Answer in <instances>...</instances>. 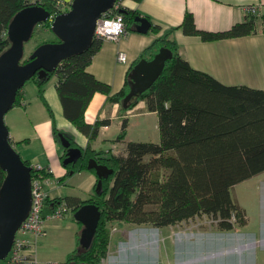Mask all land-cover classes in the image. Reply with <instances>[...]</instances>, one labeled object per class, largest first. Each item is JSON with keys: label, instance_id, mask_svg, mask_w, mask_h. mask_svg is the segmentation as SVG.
Segmentation results:
<instances>
[{"label": "trees", "instance_id": "obj_1", "mask_svg": "<svg viewBox=\"0 0 264 264\" xmlns=\"http://www.w3.org/2000/svg\"><path fill=\"white\" fill-rule=\"evenodd\" d=\"M60 2L0 0V55L10 47L8 29L16 14L32 5L44 7L51 13V20L42 27L52 31V20L62 12ZM65 4L71 6V3ZM119 12L128 31V24L134 23L138 15L123 7ZM257 23V17L251 15L229 31L206 32L197 28L194 15L187 12L182 29L187 35L214 41L257 34ZM151 30L156 32L158 29L152 26ZM53 42H59L58 38ZM101 46L102 42L95 40L88 50L63 61L47 78L32 79L36 81L48 111L53 115L44 97V87L56 76L65 117L90 139V143L98 138L102 127L111 125V120L90 124L85 118L96 93L107 95L112 103L122 104L121 111L125 112L145 101L148 111L158 114L161 141L128 142L122 155L118 156L111 155L110 151H96L90 144L87 149H82L83 157L77 163L65 166L68 176H74L88 170L89 160L95 159L115 172L103 180L101 196L95 193L87 201L74 198L48 201L46 215L53 214L63 202L72 209L73 216L88 203L97 205L102 213L92 247L89 250L81 248L78 236V247L64 264H101L108 255L110 237L105 225L109 222L163 229L206 215L216 222L220 231L246 226L249 222L247 212L234 199L232 189L264 173V91L227 87L195 70L180 55L179 46L168 34L145 50L136 62L152 60L165 48L172 52V58L167 61L164 72L151 89L135 97L125 109L123 101L130 93V74L136 64L123 89L112 94L108 84L88 72ZM22 90L15 106L21 104ZM128 127L129 119L124 118L117 142L125 140ZM61 133L54 127V136L60 144ZM71 144L79 148L73 139ZM64 152L63 162L65 149ZM165 170L169 171L166 176ZM88 171L96 174L94 170ZM5 177L6 172L0 166V191Z\"/></svg>", "mask_w": 264, "mask_h": 264}, {"label": "crops", "instance_id": "obj_2", "mask_svg": "<svg viewBox=\"0 0 264 264\" xmlns=\"http://www.w3.org/2000/svg\"><path fill=\"white\" fill-rule=\"evenodd\" d=\"M61 1L71 3L73 0ZM249 6L258 8L257 34L205 41L200 36L185 34L182 29L185 16L187 12H190L194 15L197 28L202 31L213 33L229 31L235 25L248 19L246 8ZM123 8L148 19L158 30L140 33L134 30V23H132L128 24L127 33L119 40H106L102 43L99 52L88 67V72L100 82L108 84L112 89V94L123 89L131 68L134 67L142 53L168 34H171V38L179 46L180 55L195 70L210 75L227 87H248L264 91V0H124ZM119 52L127 55L126 63L119 62ZM57 81L58 78L54 76L44 87V97L53 115L41 99L38 85L33 80L23 88L21 104L7 113L6 125L12 143L23 160L30 165L40 164L48 170L46 190L50 200L74 198L87 201L95 194L98 178L96 174L88 170L68 176V170L62 161L64 148L54 136V127L71 137L83 150L87 149L90 144L96 151L103 147L112 149L120 146L124 149L128 142H148L149 139H146L148 124L146 121L139 120L144 116L154 119L152 126L155 133L157 132V139L150 141L159 143L161 141L159 117L158 114L148 111L145 101L139 102L129 111L122 112L120 104L108 101L105 94L96 93L87 108L85 118L90 124H95L98 120H111V125L102 127L98 138L90 143V139L65 117L56 87ZM124 118L129 119L126 140L117 142ZM135 132L141 136V139H135L136 137L133 136L136 135ZM262 175L264 173L247 181ZM258 187L260 193L261 188L262 192L264 191V180H260ZM70 219L74 223L75 239L66 245L68 255L78 247V236L82 233L83 227L76 222L72 211L62 218H47V232L38 240V258L41 264H64L66 262V260L52 259L47 250L53 248L54 240L51 239V233L61 227L62 221L67 222ZM250 223L249 218L248 224L240 227L244 229L240 233L249 231ZM172 227L174 226L167 228ZM233 232L235 231L217 230L216 233L234 234ZM212 234L214 233L208 234V230H204L200 233L191 231L190 234L176 235L177 238L171 241V247L167 252V264H208L209 259L220 258L218 255L208 254V236ZM27 237L30 241L34 240L31 235ZM163 261H165L164 257Z\"/></svg>", "mask_w": 264, "mask_h": 264}, {"label": "water", "instance_id": "obj_3", "mask_svg": "<svg viewBox=\"0 0 264 264\" xmlns=\"http://www.w3.org/2000/svg\"><path fill=\"white\" fill-rule=\"evenodd\" d=\"M118 0H73L68 12L52 20V32L59 42L40 45L25 61V46L31 41L36 28L51 20L44 7L32 5L18 14L8 29L10 47L0 55V166L6 177L0 191V264L10 255L16 236L28 218L33 201L32 167L28 166L14 147L6 125V115L16 104L18 93L35 77L43 80L54 73L61 63L88 50L95 41V32L101 17L111 10ZM134 29L148 33L152 23L141 16L134 20ZM172 52L162 48L152 60H142L130 74V93L123 101L128 109L133 99L151 89L164 72ZM66 150L64 166L77 163L83 157L81 148L72 147L65 134L59 135ZM88 170L98 178L95 193H104L103 180L114 174V169L90 159ZM100 208L85 204L74 214L76 222L84 228L80 235L81 248L89 250L95 240L101 220Z\"/></svg>", "mask_w": 264, "mask_h": 264}, {"label": "rangeland", "instance_id": "obj_4", "mask_svg": "<svg viewBox=\"0 0 264 264\" xmlns=\"http://www.w3.org/2000/svg\"><path fill=\"white\" fill-rule=\"evenodd\" d=\"M56 40L57 37L51 30L42 27L36 28L31 43L26 44L24 62L40 45ZM120 107L122 108V104ZM139 120L146 121L148 124L149 130L146 136V139H149L148 142L157 139V132L155 133L152 126L154 119L144 116ZM133 136L136 137L135 139H141L140 135ZM100 149L108 150L111 155L115 156L122 155L124 152L123 147L120 146L112 149L106 147ZM168 174L169 171L165 170L164 175ZM260 180H264V175L240 183L232 189L234 199L247 210L248 218L251 220V229L247 231L248 233L246 231L240 233L244 230L240 228L241 226H236L233 230L234 234L216 233L218 230L216 222L206 215L164 230L125 222H109L105 225L110 237L108 255L102 259L101 264H167V252L171 247V241L177 238L176 235L190 234L191 231L200 233L204 230H208V234L214 233L208 236V254L220 256L218 259H209L208 264H264V191L262 192V188L261 193L259 191ZM70 220L62 221L61 227L51 233V239L54 240L53 248L52 250L49 248L47 252L54 260L65 261L74 251L68 255L66 248V245L75 239L74 223ZM163 257L165 261H163Z\"/></svg>", "mask_w": 264, "mask_h": 264}, {"label": "built area", "instance_id": "obj_5", "mask_svg": "<svg viewBox=\"0 0 264 264\" xmlns=\"http://www.w3.org/2000/svg\"><path fill=\"white\" fill-rule=\"evenodd\" d=\"M62 4V12H68L70 5ZM123 7V2L118 1L115 6L105 13L98 22L95 40L102 43L106 40H119L127 33V26L122 14L119 10ZM60 13V14H61ZM246 13L251 16H256L258 8L256 6H249L246 8ZM119 62L126 63L128 57L124 52L118 54ZM32 167V207L28 218L23 223L19 230L15 243L9 257L2 264H41L38 258V240L42 238L46 230V219L50 217L62 218L68 214L72 209L67 206L65 202L61 203L53 214L46 215L48 208L49 194L46 190L48 183V170L40 165L34 164ZM31 235L34 240L30 241L27 237ZM54 264V263H50Z\"/></svg>", "mask_w": 264, "mask_h": 264}, {"label": "bare ground", "instance_id": "obj_6", "mask_svg": "<svg viewBox=\"0 0 264 264\" xmlns=\"http://www.w3.org/2000/svg\"><path fill=\"white\" fill-rule=\"evenodd\" d=\"M202 237H203V235H201ZM200 236V237H201ZM182 239V238H181ZM200 239V238H199ZM183 240V239H182ZM195 242H196V240H195ZM201 242V241H200ZM126 244V243H125ZM124 246V245H123ZM253 247V246H252ZM125 250V249H124ZM143 250V249H142ZM233 252V251H232ZM119 253V252H118ZM194 257V256H193ZM206 258V257H205ZM112 259V258H111ZM189 259H190V257H189ZM195 259V258H194ZM114 260V257H113V259H112V261ZM116 260V259H115ZM193 261V260H192ZM198 261V260H197ZM116 262V261H115Z\"/></svg>", "mask_w": 264, "mask_h": 264}, {"label": "flooded vegetation", "instance_id": "obj_7", "mask_svg": "<svg viewBox=\"0 0 264 264\" xmlns=\"http://www.w3.org/2000/svg\"><path fill=\"white\" fill-rule=\"evenodd\" d=\"M66 137L71 141V137H69V136H67V135H66ZM59 139H60V138H59Z\"/></svg>", "mask_w": 264, "mask_h": 264}]
</instances>
